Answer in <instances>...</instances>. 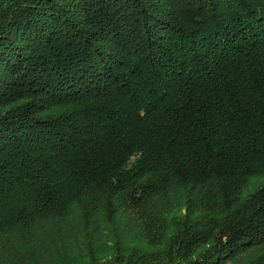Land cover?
<instances>
[{
	"label": "trees",
	"instance_id": "1",
	"mask_svg": "<svg viewBox=\"0 0 264 264\" xmlns=\"http://www.w3.org/2000/svg\"><path fill=\"white\" fill-rule=\"evenodd\" d=\"M264 264V0H0V264Z\"/></svg>",
	"mask_w": 264,
	"mask_h": 264
},
{
	"label": "rangeland",
	"instance_id": "2",
	"mask_svg": "<svg viewBox=\"0 0 264 264\" xmlns=\"http://www.w3.org/2000/svg\"><path fill=\"white\" fill-rule=\"evenodd\" d=\"M224 264H231V262H226V263H224Z\"/></svg>",
	"mask_w": 264,
	"mask_h": 264
}]
</instances>
